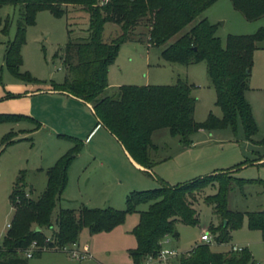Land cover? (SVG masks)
I'll list each match as a JSON object with an SVG mask.
<instances>
[{
  "label": "trees",
  "instance_id": "obj_1",
  "mask_svg": "<svg viewBox=\"0 0 264 264\" xmlns=\"http://www.w3.org/2000/svg\"><path fill=\"white\" fill-rule=\"evenodd\" d=\"M214 1L0 0V4L18 6L19 11L14 35L5 43L3 62L11 73L35 80L28 72L19 71L26 26L35 21L40 9L46 8L53 15L61 16L66 12V5H81L88 12L87 33L76 39L69 38L65 43L62 54L64 77L60 83L52 82L51 85L54 89L90 102L98 122L116 136L133 159L144 166V171L149 172L147 169L155 163L151 154L155 147L152 141L155 129L167 127L172 134L178 135L181 144L187 145L190 134L196 129L225 126L234 129L237 116H240L246 138L252 140L256 132L257 125L245 91L249 87L253 53L258 47L264 48V25L252 33H230L225 45H222L214 33L215 25L202 17L161 49L162 58L168 61L188 64L205 60L216 91L215 103L222 110L220 117L210 113L204 121H196L193 117L196 97L191 92L192 85L180 78L171 84H121L108 88L109 65L115 60L120 44L133 39L134 29L142 19L147 18L149 45H163ZM231 3L248 20L264 16V0H231ZM106 22H113L120 29L110 40L103 37ZM8 25L9 19L5 18L1 31L6 32ZM21 119H32L35 128L40 126V122L30 115L0 112V121ZM8 132L3 140L10 142ZM59 135L72 141V145L45 169L43 190L36 197L30 196L31 187L27 189L25 169L19 170L13 182L9 195L13 213L10 226L2 237L0 264H28L24 251L33 241L37 247L32 255H39L43 250H61L78 240L82 228H87L90 233L110 230L134 211L139 212L138 220L131 229L136 245L129 248L128 253L132 264H142L148 254L158 251L164 235L177 237L178 221L188 224L198 222L192 200L207 183H216V192L206 199L214 204L215 212L221 217L217 225L208 226L214 242H229L230 230L241 225L244 214L248 227L260 230L264 239V209L243 212L227 207L229 184L232 181L239 184L251 181L235 177L228 170L176 184L162 181L152 188L130 190L124 208L85 204L60 206L68 167L83 142L76 136ZM258 142L264 143V136ZM141 203H147V207L138 209ZM45 230L49 232V241H45ZM251 260L252 254L246 245L238 251L231 248L220 251L213 250L210 242H199L178 256V264H249Z\"/></svg>",
  "mask_w": 264,
  "mask_h": 264
},
{
  "label": "rangeland",
  "instance_id": "obj_2",
  "mask_svg": "<svg viewBox=\"0 0 264 264\" xmlns=\"http://www.w3.org/2000/svg\"><path fill=\"white\" fill-rule=\"evenodd\" d=\"M65 9V14L61 16L53 15L49 9H40L36 13L35 21L26 26L19 71L28 72L35 78L27 80L11 73L3 62L5 43L14 35L19 11L18 6L14 4H0V112L23 113L34 117L37 115L33 114V111L39 112L49 122L43 123L26 138L17 139L18 129L10 128L13 123L0 121V245L8 228L6 224L11 221L13 207L9 195L19 170H26L27 189L31 187L30 191L28 190L30 196L36 197L46 183L44 168L48 164L49 155L55 149L65 150L70 145L67 138H55L51 134L54 129L51 120L68 123L74 118L84 121L88 115H93L86 106H65L43 90L51 86L52 82L60 83L63 80L65 69L62 54L68 39L83 37L87 33L88 12L78 4H68ZM202 17L215 25L214 33L222 45H225L226 37L230 33H252L264 25V16L248 20L233 7L231 0H215L163 45L156 46L148 43L147 18H144L135 27L134 37L141 41L120 44L119 59L122 63L120 69L115 70L117 74L123 73L126 80H131L126 84H171L178 78L188 81L192 85L191 92L196 97L193 117L199 122L204 121L210 113L218 117L222 115L220 106L215 103L216 91L205 60L188 64L168 61L162 58L161 49ZM5 18L9 19V25L7 31L2 32L1 23ZM119 32L117 24H104L105 39L110 40ZM35 88L42 90L32 91ZM245 97L257 125L252 140L246 138L240 116H237L234 129L230 126L196 129L190 134V143L187 145H181L178 135L172 134L167 127L155 129L152 133V141L156 145L152 154L155 161L153 174L144 171L130 160L126 163L102 160L99 157L102 148L97 143L96 134L90 141H83L79 155L70 163L67 182L69 189L75 198L87 206L104 207L110 204L116 208H124L129 190L152 188L160 185L162 181L176 184L193 177L228 170L235 177L251 181L242 184L232 181L229 184L227 207L243 212L264 209V183L261 182L264 181V143L258 142L264 136L263 47L256 48L253 53L249 87L245 91ZM31 124L33 125V122ZM8 130L7 139L10 142L3 140ZM81 138L84 140V137ZM39 166L43 169H37ZM216 189V183H207L196 192L192 200V205L198 213L196 224L181 221L176 223L179 253L189 250L199 240L203 230L210 233L209 225H217L221 221V217L215 212L214 204L206 199L208 195L215 193ZM57 207L58 204L53 214L56 213ZM146 207L147 203H141L138 209ZM136 221L137 213L131 212L122 223L110 230L90 233L87 228H82L78 234V248L88 251L89 254L85 257L71 255L65 250H43L39 255L28 256V264L129 263L128 247L135 243L131 229ZM45 232L49 235L48 230ZM230 234L233 243H248L247 247L252 254L249 264L263 263L264 239L258 229L248 227L245 214L241 225L231 229ZM229 247L230 244L227 243H211L213 250H227ZM145 264L165 263L151 260ZM175 264H178V261Z\"/></svg>",
  "mask_w": 264,
  "mask_h": 264
},
{
  "label": "crops",
  "instance_id": "obj_3",
  "mask_svg": "<svg viewBox=\"0 0 264 264\" xmlns=\"http://www.w3.org/2000/svg\"><path fill=\"white\" fill-rule=\"evenodd\" d=\"M134 33L136 34V30L135 29H134ZM135 34H134V36H135ZM137 41H141V39H139L137 37H133V39L126 40L124 42L136 43ZM119 54H120V47H119V52H118L115 60L109 65V68H108L107 78H108V88L109 89L110 88H114V87H116L118 85H121V84L130 83L128 81H131V80H126V78H125L126 76L123 73L122 74L121 73L117 74L116 71H115L117 69H120V65L122 63L121 59H119ZM143 84H147V83H143ZM37 90L41 91L42 88L41 89L40 88H35L32 91L35 92ZM43 90L49 92L52 96H54L53 98L55 99V101L57 100V101H59V103H63L65 106H67L69 104L72 107H74V106H76V107L86 106L87 108H89V110L93 114V115H88V117L84 121H82V119H78V118H74V120H72V121H70L68 123L62 122L61 120H54V119L51 120L52 121L51 122V126L54 128L51 131V134H53L55 136V138H59V137L62 138L63 137V136H61L59 134H68V135H72V136H76V137L80 138L82 140V142H83V141H87V140L90 141L92 139V137H94L96 134H98L97 143L102 148V151H100V153H99V155H100L99 157L102 160H105V161L106 160L107 161H112V160L114 161L115 160V161H120V163L121 162L126 163V162H128L130 160L136 166L144 169V166H142L140 163H138L136 160L133 159V157L125 149V147L122 145V143L116 138V136L114 134H112L104 125H102L100 122H98V120H97L98 118H97L96 114L94 113L92 105H91L90 102L84 101L81 98H79L77 96H74L73 94H70L68 92L61 91V90H58V89H54L52 85L47 87V88H45V89H43ZM33 114L37 115V117H34L32 115H30V116H32L34 119H36V120H38L40 122V126L39 127L35 128V122L32 119H26V120L21 119V120L11 121L13 123V126H11L10 128L18 129V134L16 136L17 139L26 138V136H28L30 133L32 134L35 130L39 129L43 123L44 124L49 123L44 116H41L39 114V112H34L33 111ZM52 115H53V113H52ZM91 118H93L94 121ZM31 122H33V125L31 124ZM85 127H87V128H86V130L83 131V129ZM19 129H24V130H19ZM25 130H27V131H25ZM80 136L84 137V140ZM64 138H66V137H64ZM67 140L70 142V145L68 146V148H69L72 145V141H70L69 139H67ZM179 143L181 144L180 141H179ZM181 145H183V144H181ZM67 149L60 150V148H59V149L53 150L51 152V154L49 155L48 164L44 168V171H45V169L48 166L52 165L54 163V161L63 152H65ZM155 149H156V145L151 150V154L154 153ZM78 155H79V153L76 155L75 158H77ZM263 159H264V157H263ZM263 159H261V160H263ZM69 167H70V165H69ZM69 167H68V172H69ZM37 169H43V168H42V166H39ZM147 170L154 174L153 168L147 169ZM45 176H46V174H45ZM67 182H68V178H67ZM80 204H85V203H83V201H81V200H79V199L74 197V195L72 194V191L69 189L68 183H66V186L63 189V192L61 193V196H60L59 205L63 206V207H65V206L77 207ZM107 205H110V204H107ZM110 206H112V205H110ZM133 213H137V220H138L139 212L138 211H134ZM134 239H135V237H134ZM199 242H202L200 240V235H199V240L196 241L191 246V248L194 245H196L197 243H199ZM232 243L233 242L231 241V239L229 240V242H227V244H232ZM237 243L248 246L247 242H237ZM178 244H179L178 237L174 238L171 235H169V239H168L167 242H165V245L167 247H169V248L175 249L178 253H177V255H175L173 257H170L166 261H161V262H164L165 264H175V263H177L178 256L180 254L179 251L177 250ZM74 245L78 247L79 246V241L77 240L76 242L70 244L69 246L71 247V246H74ZM135 245H136V239H135L134 245L133 246H129L128 249L131 248V247H134ZM129 257H130V255H129ZM98 263L102 264V262H98ZM125 264H132L131 257H130V262L129 263H125Z\"/></svg>",
  "mask_w": 264,
  "mask_h": 264
},
{
  "label": "built area",
  "instance_id": "obj_4",
  "mask_svg": "<svg viewBox=\"0 0 264 264\" xmlns=\"http://www.w3.org/2000/svg\"><path fill=\"white\" fill-rule=\"evenodd\" d=\"M7 227L10 226V222H7ZM50 235H46L45 236V241H49ZM169 239V234L164 235L161 240H160V247L158 249V251L155 254H148L144 260V263H146L147 261H151V260H157V261H166L168 258H170L171 256L176 255L178 252L173 249V248H169L165 245V242H167ZM200 240L202 242H214L212 239V235L211 233H209L207 230H203V232L200 234ZM245 245L242 244H238V243H232L230 244V248L234 251H238L241 250ZM37 247L35 241H33L30 246L28 248L25 249L24 253L26 256H31L33 250ZM61 250H65L70 252L71 255L74 256H78V257H85L87 256L89 253L87 250L85 249H79L77 246H63L61 248Z\"/></svg>",
  "mask_w": 264,
  "mask_h": 264
}]
</instances>
